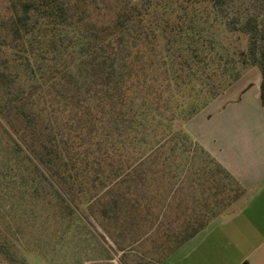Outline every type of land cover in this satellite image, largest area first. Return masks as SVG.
Instances as JSON below:
<instances>
[{"label":"trees","instance_id":"trees-1","mask_svg":"<svg viewBox=\"0 0 264 264\" xmlns=\"http://www.w3.org/2000/svg\"><path fill=\"white\" fill-rule=\"evenodd\" d=\"M230 4L0 0V209L54 190L69 221L91 228L87 212L119 220L150 210L151 181L184 190L194 180L200 199L176 220V250L244 198L185 129L250 67L261 73L264 106V21L239 11L236 28ZM221 28L247 45L223 42ZM20 253L0 222V264H31Z\"/></svg>","mask_w":264,"mask_h":264},{"label":"crops","instance_id":"crops-1","mask_svg":"<svg viewBox=\"0 0 264 264\" xmlns=\"http://www.w3.org/2000/svg\"><path fill=\"white\" fill-rule=\"evenodd\" d=\"M254 78L247 85L241 78L185 126L194 140L246 188V196L175 250L169 236L179 225L176 220L185 206L191 208L194 199H200V191L190 187L197 182L184 180L183 190L177 189L180 184L175 185V180L151 181L148 196L143 199L150 210L143 205L138 213L124 212L119 220L97 218L100 225L92 227L91 234L100 230L101 254L88 255L83 264H264V106L260 71ZM182 202L184 206L178 208ZM154 232L167 240L155 238L156 247L141 250Z\"/></svg>","mask_w":264,"mask_h":264},{"label":"rangeland","instance_id":"rangeland-1","mask_svg":"<svg viewBox=\"0 0 264 264\" xmlns=\"http://www.w3.org/2000/svg\"><path fill=\"white\" fill-rule=\"evenodd\" d=\"M239 11L260 16L264 21V0H231L227 22L235 24L236 28L237 23L239 24L236 12ZM220 23H222V27L226 26L224 18L220 19ZM221 30L223 31L219 39L228 45L235 46L238 42H241L243 47L247 45L248 39L243 37L241 33L233 31L225 33L224 29L221 28ZM258 73L259 69L257 67L248 68L242 76L243 84H249ZM2 138L3 136L0 133V141ZM202 161L203 159L200 158V164H202ZM205 165L218 171L219 174L216 175V179L225 182L221 178L224 175L217 168V165L208 163V161ZM35 186L38 188L36 184ZM47 187L53 189L49 185ZM52 191V193L46 191L47 194L43 192V195L35 201L36 204H15L7 212L0 209V222L4 230L19 246L20 256L27 258L31 264H83L88 255L100 256V248L103 246L98 234L100 230L94 232L96 235L91 234L92 227L93 229L98 228L100 220L92 218L91 213L87 212L92 224L91 228L83 227L85 223L82 224L80 220H74L71 223L63 213V209L57 204L54 190ZM239 205H241V202L237 203L236 208ZM83 208H86V206ZM156 233L154 232L148 236L147 244L141 250L156 247L155 238L161 239L160 242L167 240L166 236ZM138 248L139 246L136 247V249Z\"/></svg>","mask_w":264,"mask_h":264}]
</instances>
